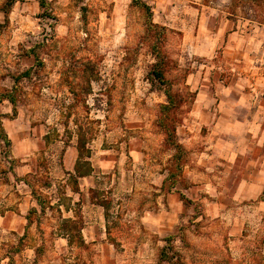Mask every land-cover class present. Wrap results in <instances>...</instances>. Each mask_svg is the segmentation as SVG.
I'll list each match as a JSON object with an SVG mask.
<instances>
[{
  "label": "rangeland",
  "instance_id": "1",
  "mask_svg": "<svg viewBox=\"0 0 264 264\" xmlns=\"http://www.w3.org/2000/svg\"><path fill=\"white\" fill-rule=\"evenodd\" d=\"M9 1L0 0V264H264L262 247L207 249L196 236L208 206L194 199L212 193L190 179L201 149L184 128L196 87L264 88V0H180L164 31L131 0H18L5 15ZM194 9L206 23L195 33ZM212 21L234 25L217 44ZM188 33L202 38L186 43ZM168 90L181 99L169 121L181 174L163 125Z\"/></svg>",
  "mask_w": 264,
  "mask_h": 264
},
{
  "label": "crops",
  "instance_id": "2",
  "mask_svg": "<svg viewBox=\"0 0 264 264\" xmlns=\"http://www.w3.org/2000/svg\"><path fill=\"white\" fill-rule=\"evenodd\" d=\"M133 1L129 2L132 6ZM144 1L151 8L152 23L173 26L170 23L180 12L175 3L180 0ZM192 7L188 8L190 12ZM186 10L187 7L184 11L188 13ZM194 10L195 33L206 23L197 20L200 11ZM211 24L207 26L208 40L215 44L224 40L234 26L230 21ZM197 38L202 37L188 33L182 41L193 44ZM235 49L228 46L231 62L235 61V56H230ZM196 92L194 110L184 128L194 133L188 135L189 141L198 143L201 150H195L194 165L187 169L192 182L200 183L212 193L211 198L194 199L208 206L205 216L197 219L202 222L205 217L206 227L202 228L200 223L196 236L208 244L207 249H217L212 240L221 242L222 249H261L258 246L263 249L264 201L259 202V198L264 194V88L232 82L222 87H196ZM8 223V216L1 214L0 225ZM21 223L26 225V216L17 218L16 225ZM197 248L203 249L199 244Z\"/></svg>",
  "mask_w": 264,
  "mask_h": 264
},
{
  "label": "trees",
  "instance_id": "3",
  "mask_svg": "<svg viewBox=\"0 0 264 264\" xmlns=\"http://www.w3.org/2000/svg\"><path fill=\"white\" fill-rule=\"evenodd\" d=\"M18 1V0H10L7 4L5 5H2V11L4 12L5 15H7L9 13V9L14 5V3ZM243 1H246V0H243ZM133 5L134 6H138L140 7L141 9H143L146 14H147V18L149 20L148 22V28H152V29H160L161 31H164L165 27L163 26H159V25H156L154 23H152V20H151V17H152V12H151V8L147 5L146 2L142 1V0H134L133 1ZM157 67V64L154 65L153 67V72H154V76L155 78L160 82L162 83L163 85H167L168 84V81L164 78V72L162 70V68H156ZM156 68V69H155ZM158 69V70H157ZM20 80V77H16L15 78V81L16 82H19ZM166 95H167V99H168V104H164L162 105V109L164 110V112H166V114L164 115V126H165V129L166 131L170 132L169 136H168V140L169 142L172 143L174 149L176 150V155H174V159H176V161L178 162L177 164V167H178V170H179V173L181 174V172L183 171V165H179V162L181 161L180 158H182L183 156V151H181V145H179L177 142H176V137H175V129L176 127L175 126H171V123H169L170 121V114L175 111V106H179L181 104V99H177L176 95H172L170 93V91H166ZM6 99L8 101H10V103H12V105L16 106V98L14 96L13 93H8L6 95ZM9 142V141H7Z\"/></svg>",
  "mask_w": 264,
  "mask_h": 264
}]
</instances>
